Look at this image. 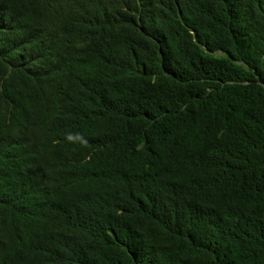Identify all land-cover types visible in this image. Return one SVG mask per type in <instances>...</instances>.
Returning <instances> with one entry per match:
<instances>
[{"label": "trees", "instance_id": "1", "mask_svg": "<svg viewBox=\"0 0 264 264\" xmlns=\"http://www.w3.org/2000/svg\"><path fill=\"white\" fill-rule=\"evenodd\" d=\"M0 264H264V0H0Z\"/></svg>", "mask_w": 264, "mask_h": 264}, {"label": "clouds", "instance_id": "2", "mask_svg": "<svg viewBox=\"0 0 264 264\" xmlns=\"http://www.w3.org/2000/svg\"><path fill=\"white\" fill-rule=\"evenodd\" d=\"M30 172L28 171L27 172V174H26V176L25 177H23L22 179V181H21V183H22V185H26V183H27V177H30L29 174ZM43 177V179H45L44 178V176H42ZM35 182H37V181H35ZM52 207V211H49L50 212V215H52V216H54V217H56L58 220H65L69 215H71V214H69V213H67V212H65V211H61V207H59V206H55V205H53V206H51ZM72 215H71V219H72ZM74 218V217H73Z\"/></svg>", "mask_w": 264, "mask_h": 264}]
</instances>
